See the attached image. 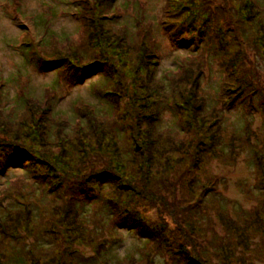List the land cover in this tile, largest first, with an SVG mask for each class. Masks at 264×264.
<instances>
[{
	"label": "rangeland",
	"instance_id": "374dc122",
	"mask_svg": "<svg viewBox=\"0 0 264 264\" xmlns=\"http://www.w3.org/2000/svg\"><path fill=\"white\" fill-rule=\"evenodd\" d=\"M184 1L167 5V0H106L97 9L98 18L104 19V30L111 36L124 29L128 40L124 35L117 43L119 57L106 56V60L91 65L81 80L68 81L55 67L40 61L54 59L58 50L66 51L60 42L64 36L72 39L75 35L69 61L82 66L96 59L87 57L82 62L79 57L90 53V48L84 47L88 34H78V29H83L75 15L78 5L72 0H0V212L9 209L12 215L4 218L5 224L1 223L3 218L0 220V252L8 258L5 264H17L13 252L21 256L28 253L26 260L35 262L29 257L32 247L47 250L49 257L64 253V260L69 261L72 253L77 254L82 261L79 264H189L184 254L187 238L195 243V248L189 247L209 264L224 263L228 248L236 251L234 259L228 257L231 264H264V40L254 36L263 32L257 30L253 35L255 27L236 16L240 0H204L211 12L212 29L225 30L226 38L211 41L200 36L195 37L200 41L193 42L189 34L173 32L182 22L183 15L177 10ZM248 2L256 7L260 4L264 10V0ZM167 27L169 30H164ZM141 42L145 51L136 50ZM27 50L32 51L31 58ZM142 51L143 58L135 64L133 60ZM231 54L237 55L234 72L231 65L226 66L228 59L232 61ZM239 55L243 57L237 58ZM187 67L193 70L188 72L190 80L184 77L182 90L172 91L167 78ZM120 80L123 85L117 84ZM238 80L245 84V95L233 102ZM95 86L109 88L110 96L114 90L122 97L135 91L133 98L138 96L139 107L160 112L159 130L166 136L160 141L166 148L171 139L174 142L175 153L165 160L168 163L162 166L165 157L161 156L152 167L151 178H147L148 198L135 197L134 214L144 225H155L157 238L161 232L168 235L167 245L160 246L158 241L146 244L148 228L135 224L133 214L126 217L127 227H121L118 217L108 221L109 215L100 209L98 200L84 201L82 193L87 185L100 177L83 183L71 180L72 172L81 174L78 178L82 179L91 171L118 164L110 151L107 157L100 153L86 157L82 151L89 138L84 132L75 135L71 130L76 123V106L80 105L95 110L96 127L118 134L125 128L120 122L130 114L127 103L111 108L109 95H100ZM224 87L227 91L220 99ZM171 93L176 98H171ZM30 97L47 99L53 112L32 108V122L21 120L27 114L22 103L32 101ZM117 142L122 150L128 149L125 140ZM55 154L61 158L64 154L71 161L70 175H55L41 163V156L52 158ZM124 167L134 169L130 163ZM138 179L141 189L145 178ZM106 193L110 196V189L103 191ZM72 198L81 202L73 203L67 217L65 210ZM90 203L94 204L87 207ZM250 216H257V222L246 224ZM63 218L70 220L72 228L64 237L59 227L68 224ZM80 232L86 234L84 238H70ZM82 240L84 243L79 242ZM181 244L176 255L168 252ZM47 262L43 259L40 263Z\"/></svg>",
	"mask_w": 264,
	"mask_h": 264
},
{
	"label": "trees",
	"instance_id": "16d2710c",
	"mask_svg": "<svg viewBox=\"0 0 264 264\" xmlns=\"http://www.w3.org/2000/svg\"><path fill=\"white\" fill-rule=\"evenodd\" d=\"M72 2L78 5L75 15L77 16L78 21H81V26L83 27V29L81 27L78 29V34H82V35L88 34L84 47L90 48L89 49L90 53L89 52L86 54L82 53L79 55V57L82 58L83 60L82 62H84L87 57L96 56V59L93 60L92 63L90 62L91 64H85L82 66L75 64L74 62L71 63L69 61L68 54H70L72 51V49H70L69 47L72 46L73 43L76 41L74 40L76 36L75 35L74 38L72 39H70V37L64 36V39L60 42L63 45V47H66L65 48L67 49L66 51L61 52L58 50L56 57H53L54 59L43 58V60H41L40 62L44 63V65L46 66L52 65L51 67H55V69L59 71L60 77H63L64 79L68 81H74V80L78 81V80H81L83 77H85L86 76L85 74L87 72H90L88 70L92 69L90 68V66L97 65L99 63V60L100 61L101 59L106 60L108 58L106 56L111 57L112 55H114V57H119V52H117L116 50L117 49L116 45L121 40L122 36L125 35V38H127V40H128V36H126L127 34L124 29L120 33V35H115L116 33H113L111 36H108L107 31L104 30V26H103L104 19H102V17L101 19L98 18L99 11L97 9L99 6L105 4L106 0H92V1L72 0ZM173 2L174 0H167V5L172 4ZM184 3L183 4L180 3L178 5V10H177L180 14L183 15L182 17L184 19L182 18V22L177 24L173 32L181 33L183 35L189 34L188 36H190V39L193 42L200 41L196 39V38H199L200 36L201 38L203 36V37H206L205 39L207 38L209 40L211 39V41L215 40L216 38L220 36L219 40L225 41V38H226L225 30L223 29L214 30L211 27L210 23L212 21V16H211L209 6L207 7V1L185 0ZM237 6H238V9L236 11L238 12V14L236 16H238L239 19L242 20V22H246V19H247L248 20L247 22L251 23L250 25L255 27L254 30L252 29L253 35L256 34L257 30H258L257 33L263 32V35H260V36L254 35V36H256L255 39L257 37H260L262 39L263 37V40H264V19L262 18L264 17V12H263L264 10L260 6V4H258L257 5L258 7H256V5L251 4L250 2H248V0H240L238 3H236V7ZM248 7L249 9L247 10L246 8ZM171 9H172V5H171ZM251 12H252V16H250ZM103 18H105V16H103ZM106 19H108L107 16H106ZM136 23L134 27L135 29L138 26L136 25ZM164 30H169V27L164 28ZM139 31L135 33H139ZM211 32L213 33V35H211ZM49 34L52 37H56L54 33H49ZM175 35L177 34L175 33ZM117 46L121 48L119 45ZM141 49L145 51V46L143 45V48H142V42L137 43L136 50L139 51ZM68 50L69 52H67ZM143 51L141 53L138 52L140 54L136 55V59L133 60L135 64H137L136 62L137 59L140 60L141 57L143 58V55H144ZM31 52H32L31 50L29 52L27 50L28 56ZM59 54L61 55L59 56ZM236 56L237 55L231 54L230 57H232V61L230 62L229 59L226 61L227 67L231 65L230 67H231L232 72H234L232 66L235 60L234 58H236ZM242 57L243 56L239 55L237 58L241 59ZM131 62L132 61L129 62V65L131 64ZM181 67L182 66H179V69ZM189 69H190L189 67L185 68L181 74L178 71L177 72L175 71L174 73H172V75H170L167 78L168 81L170 82L169 87H171L172 91L176 89L182 90V88L180 89V87H182L184 83L182 79H184V77L188 79V77H190L188 72L190 71L191 73L193 72V70H189ZM135 72L136 71H133L132 77H134ZM143 75L147 76L145 73H143ZM176 75H179V76L176 78ZM111 79H112V76H111ZM188 80H190V78ZM242 81H245V79L244 80L242 79ZM242 81L238 80L239 82V89L237 90L238 94L236 95L235 98H233V102L240 100L239 97L245 95V90H243L244 88L243 85L245 84H243ZM181 82H182V85H179ZM120 83L122 84L121 80L117 82L118 85H120ZM193 83H194V80L191 81V86L193 85ZM107 86H109V84H107L106 87ZM132 86L134 87V90L137 91L136 89H138V87H137V84L134 82V79L132 80ZM106 87L105 86H95L94 89H98V92L100 93V95L101 93L104 95H109V103H110L111 108H115L118 105L127 103L128 105L127 108L128 110H130V114L124 115L123 117L124 121L120 122V124H122V126L125 127L123 131L118 134V132L112 131V130L110 131L106 129L104 126H102V128L96 127V122L98 123V120H97L98 116H96L95 110L92 108H88L87 105L76 106V111L74 112L76 114V123L74 124V126H71V130H72V133H74L75 135L79 134V132L80 133L84 132L85 137L89 138L88 143L86 145V149L82 151V153L86 155V157L92 153L93 154L100 153V154H103L105 157H107V154H108L107 152L110 151L111 152L110 156L112 155L113 156V157L111 156L112 159L118 164L117 165L112 164L111 166H108L104 170H101L99 172L91 171L90 174H88L87 176L85 175V177L82 179L78 178L81 176V174L77 172L76 173L72 172L71 180L75 179L83 183V182H87L88 180H93L94 176L98 178L100 177L99 180L97 179L96 181H92L90 185H87L86 187L87 191H84L82 193L83 196L85 197L84 201L88 203L89 201L94 200V199H95V202H97L98 200V202L100 203V206H99L100 209H103L104 212L107 211L106 215H109V218H107L108 221L110 219H113L114 217H118V220H121L123 222L121 227H123L124 225L127 227L128 220H126L127 219L126 217L127 215L133 214L132 217H134L135 224L138 222L140 225L146 226L148 228L147 233L149 234H145V232L143 233L145 234L144 237L146 236L144 238V242L146 244H150L155 241L156 242L158 241V244L160 246L167 245L168 242H170L168 235H165L161 232V234H159L157 238L156 234L153 232L155 225H150V227L146 224L144 225V220L140 219V217L137 214H134L136 213L135 211H136V206H137V201L135 197L142 196L143 198H148V197H145V196H148V191H150L149 182L147 181V178L149 179L151 178V175H152L151 172L154 169L152 167L156 166V161L161 156L165 157L162 166H165V163H168L165 160L167 158H170V156H172V154L175 153L174 148L172 146L174 145V142L170 138L171 142L169 143L171 146L166 148L165 147L166 144L160 141V140L165 141V138H166L165 134L161 132V130H159V122L161 121L160 112L158 113L156 110H153V109H150L151 111H147L146 108H143L142 105H140L142 107H139V105L136 104V99H135L138 96L136 95L135 98H133L135 91L132 94H129V92L128 93L126 92V94L124 93L125 95L122 97V95L121 96L119 94L117 95L116 90H114L112 92V96H110L111 90ZM226 91H227V88L224 87L222 93L221 94L219 93L220 99L223 93L226 94ZM189 92L192 93L191 90H189ZM111 97L115 98V101L111 100ZM224 97L225 95L223 96V98ZM171 98L174 99L176 98V96L173 93H171ZM32 99H33L32 101L29 100L27 102L24 101L22 103V107H21L22 111L25 113L27 112V114L26 115L23 114L24 117H22L21 120L28 122V123L32 122V116H33V114H31L32 108H34V111L36 109L44 111L46 108H48L49 111L53 112L51 107L48 105L47 99H44V100H38L35 98H32ZM86 110H87V113L81 114L82 111H86ZM212 110L214 112L216 108L213 107ZM176 113L180 114L179 111H176ZM182 121L183 120L179 118L180 124ZM62 123H68V121L66 122L62 121ZM120 140L122 141L125 140L124 143H127L128 145L127 150L126 149L122 150L119 147L117 141H120ZM161 147H163L162 154L159 156L158 153H160L159 150ZM179 152L180 150L177 153ZM59 156L61 155L55 154V156H52V158L45 156V155L41 156L40 157L41 163H43V165H45L47 169H50L51 173L53 172L55 175L59 176L62 173H66L70 175L68 171L69 170L72 171L71 161H69L68 157L66 158L64 154H63V158ZM126 163H130L131 165H133L134 169L132 171H127L126 168L124 167V164ZM168 168L170 167L168 166ZM104 175L110 176V179L109 180L104 179L105 177ZM140 176L145 178V182H144L145 184L141 185V189L138 187L140 184L136 182V181L140 182V180L138 179V177ZM127 184H130L131 188L129 186H126ZM94 187L97 189L96 192L99 191L98 194H96V192L93 191ZM105 187L110 189V196L108 193L103 194V191L106 189ZM138 188L140 189V191L138 190ZM90 192H92V195L89 196ZM150 195H153V194H150ZM74 198H77V197H74ZM74 198L70 200V203L65 210L67 217L71 216L69 215V212H72L70 208L71 206L75 205L73 203L81 202L80 200L74 199ZM157 198H158L157 195L153 196V199L156 200ZM93 204L94 203H90L87 205V207ZM84 206L85 205H82V208L79 210V213L83 211ZM10 212L11 211H9V209L4 210V212H0V220L3 218L2 219L3 221H1L2 224H5L6 219H9L12 217ZM21 212H23V210H21ZM63 219H64L63 222L67 223L68 227L67 226L59 227V228H63L62 236L63 234H67L68 231L70 232V229L72 230L70 220H68L67 218H63ZM256 222H257V216L256 217L250 216V220L247 221L246 224H253ZM79 234L80 235H78V237L76 235H70V238L78 239L81 236L82 238H84V236L86 235L84 234V232L83 233L80 232ZM52 235H54V232L52 233ZM51 239H53L54 241V238H51ZM186 240H187V243H189V245H186L187 250L186 252H184V254L188 256V259H189L188 263L189 264H209L203 259L200 253H198L195 249L193 250L190 248V247L193 248L195 246V243L193 244V242L189 238H187ZM79 242L84 243V240L79 241ZM248 242H250L249 239H248ZM98 244H101V243L99 242ZM182 245L183 244L176 246V249H173V250L168 248L169 249L168 252L171 255L173 253H175L176 255L177 254L176 250L177 249L181 250L180 247ZM108 247H106L104 250H107ZM31 252H34L36 255L35 256L32 255ZM235 253L236 251L234 250V248L232 249L228 248L227 255H225L224 263L222 261V264H231L232 261L228 257L233 256V259H234L235 258L234 255L236 256ZM27 254L25 253V255L21 256L20 254L18 253L16 254L15 252H13L12 257L14 260H16L17 264H42L40 262L43 259L44 261H48L47 263H43V264H79L82 262L79 258V255L77 254L72 253L73 259L69 261V260H64L65 258L64 253L63 254L58 253L57 256L49 257V255L47 256V250L39 251V250H35L34 247H32L29 253V257H31V259H33L35 262L29 263L25 258ZM101 256L102 255H100L99 257L101 258ZM102 260H105V258H103ZM7 261H8V258H6V254L2 252V255H1V252H0V264H5ZM103 264H108V263L105 262Z\"/></svg>",
	"mask_w": 264,
	"mask_h": 264
}]
</instances>
